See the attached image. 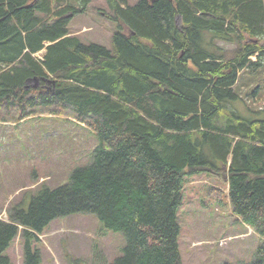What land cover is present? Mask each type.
I'll list each match as a JSON object with an SVG mask.
<instances>
[{
	"label": "trees",
	"instance_id": "trees-1",
	"mask_svg": "<svg viewBox=\"0 0 264 264\" xmlns=\"http://www.w3.org/2000/svg\"><path fill=\"white\" fill-rule=\"evenodd\" d=\"M91 1L0 0V122L63 118L99 143L69 183L0 219V264L19 235L23 264H41L39 235L79 214L126 237L124 254L101 264H183L184 187L225 171L231 213L260 238L249 264H264V111L239 92L264 98V0H106L111 49L69 30Z\"/></svg>",
	"mask_w": 264,
	"mask_h": 264
},
{
	"label": "rangeland",
	"instance_id": "rangeland-1",
	"mask_svg": "<svg viewBox=\"0 0 264 264\" xmlns=\"http://www.w3.org/2000/svg\"><path fill=\"white\" fill-rule=\"evenodd\" d=\"M138 1L128 0L130 5ZM103 11L109 12L107 1L92 0L86 13L72 18L71 34L85 44L96 43L111 49L118 26ZM218 44L230 51L236 48L232 44ZM37 85L31 83L32 87ZM240 88L250 109L264 111V98L251 100L249 90L245 86ZM98 145L91 130L63 118L38 117L17 126L0 122V217L17 204L28 209L30 196L41 186L69 183L75 169L92 163ZM227 183L226 171L221 176L188 179L178 213L183 264H249L256 258L260 238L231 213ZM210 187L222 191L220 202L210 196ZM38 240L33 247L40 251L41 264L110 263L124 254L127 245L122 232L106 229L93 215L81 214L54 220ZM224 240L225 244L220 245ZM23 250L21 236L7 252L12 264L24 263Z\"/></svg>",
	"mask_w": 264,
	"mask_h": 264
},
{
	"label": "water",
	"instance_id": "water-1",
	"mask_svg": "<svg viewBox=\"0 0 264 264\" xmlns=\"http://www.w3.org/2000/svg\"><path fill=\"white\" fill-rule=\"evenodd\" d=\"M37 84H38V82L37 81H35ZM34 88H36V87H34Z\"/></svg>",
	"mask_w": 264,
	"mask_h": 264
}]
</instances>
